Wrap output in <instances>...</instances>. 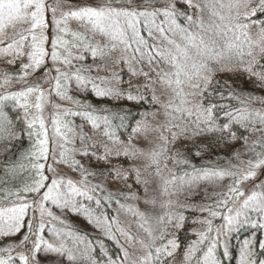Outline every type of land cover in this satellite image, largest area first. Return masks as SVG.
Instances as JSON below:
<instances>
[{
  "label": "snow or ice",
  "instance_id": "1",
  "mask_svg": "<svg viewBox=\"0 0 264 264\" xmlns=\"http://www.w3.org/2000/svg\"><path fill=\"white\" fill-rule=\"evenodd\" d=\"M0 45L7 64L27 61L15 77L19 90L0 94V264H41V253L53 264H101L97 247L103 264H221L217 250L229 258V233L264 229V95L213 87L218 73L238 68L264 89V0H0ZM49 59L48 87L29 84ZM12 83L5 75L0 87ZM89 96L149 110L132 125L127 108L98 106ZM10 101L24 109L33 140L19 155ZM29 109L37 113L31 119ZM120 128H130L126 139ZM197 138L196 158L216 148L226 155L197 167L179 147ZM119 157L131 167L114 164ZM110 182L123 187L107 191ZM201 187L206 202L197 207L206 215L196 221V239L182 246V210ZM102 203H115L114 214ZM49 205L82 214L119 254L65 225ZM258 245L264 250V240ZM236 264H264L252 240L242 242Z\"/></svg>",
  "mask_w": 264,
  "mask_h": 264
},
{
  "label": "rangeland",
  "instance_id": "2",
  "mask_svg": "<svg viewBox=\"0 0 264 264\" xmlns=\"http://www.w3.org/2000/svg\"><path fill=\"white\" fill-rule=\"evenodd\" d=\"M75 2L82 4V3H88L89 0H75ZM0 47H2V45H0ZM9 59H10V57H9ZM26 62H27L26 60H23V61L15 63V64H7L4 59L0 58V83H2L5 75H11L13 77V83L11 85H5V86L0 87V92H5L6 90L7 91L19 90V86L15 82V77L17 75L23 74L20 72L21 63H26ZM52 67H53L52 62L49 59L47 61L46 67L42 66L41 68L37 69L35 72L30 73V75L28 77V83L29 84L40 83V84H43L45 88H47L48 87V83H47L48 77L46 76V73H51ZM126 78L127 77H125V79ZM216 80H219V82H220L219 86H216L214 83L213 87H217V90L223 91L225 93V95H227V92L229 90H235L238 93H240V92L251 93V94H254L257 96L264 95V89H261L258 86L255 79L254 78L249 79L247 73L239 70L238 68L231 71V72L218 73L216 76ZM209 90L211 91V88ZM210 100L213 102H216V103H226V104L232 103L233 105H235V103H236L235 101H228V100L221 101L219 95H213L212 97H210ZM87 101L89 103H92V104H95L98 106H107L110 109L129 108V106L133 105L132 102H127V101H122V102H114V101H108V100L97 101V100H95V98H93L91 96L87 97ZM32 102H33V99L30 98L29 103L31 104ZM55 102H57V98H53V103H55ZM21 103H23V101H21ZM61 103H65V106H67L66 102H61ZM18 110L20 112L19 118L22 121H25L24 120V116H25L24 109L19 107ZM52 111H53V109L50 106L46 105L44 113H43L44 118H45V122L49 128V135L50 136L52 135V131H51V121H50L49 117H50V114ZM217 114H218V112H217ZM222 114H223V112H222ZM34 115H37L35 109H29L28 118L31 119V117ZM218 117H219V122H222L225 120L223 115H220ZM69 119L73 120L76 124H80L82 122L80 117H69ZM202 139L203 138H197L195 141H183L179 145L180 150L189 156V159L191 160V162L194 165H196L197 167H200L201 165L205 164L206 162H209L210 160L215 161L219 157L226 155V153L222 149L216 148L210 153V155L204 156L203 159L196 158L195 152L197 151V148L203 147V145L201 143ZM188 150H190V152ZM57 151H58V149H57ZM77 158L79 159V157H77ZM83 162L87 163V160H84ZM113 163L116 164L117 166L123 165L124 168L131 167V161H126L124 157L115 158L113 160ZM58 170H60L62 172V174L66 173L69 177H71L74 180L79 179V173H72L70 170L64 168V166H62V165L59 166ZM95 170H99V169H95ZM51 175H52V173H51ZM89 179L91 180L92 183L98 182L96 178L90 177ZM260 179H264V176H261ZM128 183L134 184V176L132 179H130L128 181ZM117 187L122 188L123 184L115 185V184H112L110 182L107 185V191L115 193ZM205 202H206L205 191H204L203 187H201L199 190H194L191 194H189V198L187 200V204L189 205V207L187 209L182 210L183 215L185 216V225L177 233L178 238H179L182 246H186L189 242L196 239V237L193 235V232L195 230L200 229V227H201L199 223H196V221H198L199 219H202L204 217V215H206V214L200 213L197 206H199ZM207 202L210 203L211 201H207ZM85 203H87V202L85 201ZM49 207L52 208V210L54 211V213L56 215H58L61 211L60 209L55 208V206L49 205ZM92 207L93 208L96 207L94 203L92 204ZM116 207L117 206L114 203L113 207L111 209L112 210L111 214H114ZM101 209L103 211L106 210V207L103 206V203L101 204ZM106 211L108 212V210H106ZM68 219H69L68 220L69 226H71L72 228L83 226V227H79V229L85 230L86 232H92L93 234H97V235L102 236L99 232H97L93 228L92 225L88 224L87 219L82 214H75L74 215L72 212L69 211ZM252 219L257 220L258 216L253 214ZM214 223L216 225L218 224L217 226H219L220 224L223 223V221L217 219L216 221H214ZM246 226H248L249 228L253 227L251 224L246 225ZM79 232H80V234H82L81 231H79ZM235 232L236 231L229 233V235L226 238V243H227V246L229 249V259L231 260L232 264H236V261L238 259L240 246L245 239L252 240L253 245L255 247V250L257 252V255L259 256V258L264 259V255H260V253L264 252V250L259 249V245H258L259 240H264V229H260L259 227H253L252 231H251L252 233L249 234L248 237H245L244 235L237 237V234ZM44 235H45L46 239H51V237L48 236L47 232H45ZM97 244H99V242H97ZM117 246H118V244H117ZM219 251L221 253L223 260H225L226 258L223 257V247L219 248ZM40 260H41V264H53L55 257L52 255H49L46 257L43 253H41Z\"/></svg>",
  "mask_w": 264,
  "mask_h": 264
},
{
  "label": "trees",
  "instance_id": "3",
  "mask_svg": "<svg viewBox=\"0 0 264 264\" xmlns=\"http://www.w3.org/2000/svg\"><path fill=\"white\" fill-rule=\"evenodd\" d=\"M4 93L5 92H0V94H4ZM13 105H14V102H11V101L8 102V107L5 110L13 118L14 124L16 126V132L20 136V139L15 142V147L12 149L13 152H15L17 155H19L20 153H26L27 151H29L31 149V145L33 143V140L29 139V137L27 135V132L25 131V128H26L25 121H22L20 118L16 119V117H20V114H19L20 112L18 110L19 106L13 107ZM127 109L132 115L128 117L126 123L134 125L135 124V120L132 119V117L135 116L136 119H139L140 117H139V115H137V113L143 112L145 110H149V106L147 104H142V105L133 104V105L129 106V108H127ZM220 115H223L222 112H218L217 116H220ZM115 123L119 124V120H116ZM129 132H130V128H120L118 130V134L122 133V138L123 139H126V137L129 134ZM46 174L51 176L50 172H48ZM21 179H25V177H21ZM113 204L114 203H112L109 206V205H106V204L103 203V206L106 207V210H108V212L106 210L105 211L109 215H112L111 214V212H112L111 209L113 207ZM68 213H69V211H64V212L60 211V213L58 214V216H60L65 221V225H67V226H69ZM56 226L57 227H61V225H59L58 223H57ZM79 227H83V226H79ZM79 227H75L74 229H77L78 231H81L82 235H86L94 243L102 241L103 244H104L105 250H107V252L109 253L110 256L115 257L116 255L119 254L118 253V246H117V243L115 241H109L106 238H104L103 236H100V235H97V234H93L92 232H86L85 230L79 229ZM252 228L253 227L249 228L248 226L245 225V226L240 227L235 233L237 234V237H240V236H243V235L245 237H248L249 234L252 233L251 232ZM30 247H31V242H29V248ZM96 254H97V258L101 260V264H103L104 257L100 253L99 247L96 248ZM0 255H2V254H0ZM13 256H15V253H13ZM217 256L220 259L221 264H232L231 260L229 258H226L225 260H223L219 249L217 250Z\"/></svg>",
  "mask_w": 264,
  "mask_h": 264
}]
</instances>
